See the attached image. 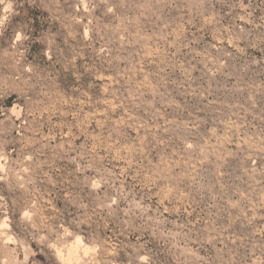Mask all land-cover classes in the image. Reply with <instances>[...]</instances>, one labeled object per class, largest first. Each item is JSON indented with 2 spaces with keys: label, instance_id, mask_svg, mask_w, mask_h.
Instances as JSON below:
<instances>
[{
  "label": "rangeland",
  "instance_id": "rangeland-1",
  "mask_svg": "<svg viewBox=\"0 0 264 264\" xmlns=\"http://www.w3.org/2000/svg\"><path fill=\"white\" fill-rule=\"evenodd\" d=\"M0 264H264V0H0Z\"/></svg>",
  "mask_w": 264,
  "mask_h": 264
}]
</instances>
